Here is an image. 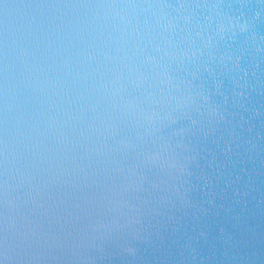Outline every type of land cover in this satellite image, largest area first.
Instances as JSON below:
<instances>
[{"label": "water", "instance_id": "obj_1", "mask_svg": "<svg viewBox=\"0 0 264 264\" xmlns=\"http://www.w3.org/2000/svg\"><path fill=\"white\" fill-rule=\"evenodd\" d=\"M0 264H264V0H0Z\"/></svg>", "mask_w": 264, "mask_h": 264}]
</instances>
